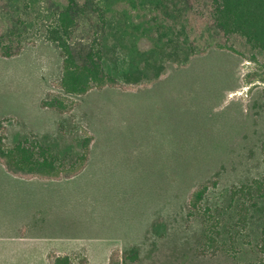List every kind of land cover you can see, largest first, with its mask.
Returning a JSON list of instances; mask_svg holds the SVG:
<instances>
[{"label":"rangeland","instance_id":"1","mask_svg":"<svg viewBox=\"0 0 264 264\" xmlns=\"http://www.w3.org/2000/svg\"><path fill=\"white\" fill-rule=\"evenodd\" d=\"M66 1L0 0V40L22 47L0 56V136L8 147L46 152L52 179L85 168L92 222L108 236L116 230L118 240H99L85 216L81 239L68 247L0 240V264H48L52 247L89 264H109L116 252L124 264H232L199 248L200 219L189 216L187 202L205 181L217 185L202 208L264 176V54L207 23L206 0H103L89 4L73 36L102 42L103 70L118 86L66 95L59 52L43 39ZM181 55L190 63L177 68ZM162 69L156 83L137 84ZM50 94L64 99L66 112L41 107ZM84 134L94 136L86 162ZM258 260L264 255L247 247L237 263Z\"/></svg>","mask_w":264,"mask_h":264},{"label":"trees","instance_id":"2","mask_svg":"<svg viewBox=\"0 0 264 264\" xmlns=\"http://www.w3.org/2000/svg\"><path fill=\"white\" fill-rule=\"evenodd\" d=\"M103 0H67L65 6L58 9L53 21L43 32V39L51 43L61 58V76L59 88L66 95L81 96L92 88L116 87V80L108 76L102 67L104 56L102 42L97 43L74 39V32L88 14L89 4L100 6ZM87 10V12H86ZM207 23L224 36H237L254 51L264 54V0H206L205 13ZM104 23V17L100 16ZM102 35H100L101 39ZM6 46L0 40V56L11 57L20 53L22 47L15 49ZM194 53V52H193ZM190 56L174 58L177 68L190 63ZM264 68V65L262 66ZM154 74V73H153ZM165 75V70L155 73L152 79L137 84L151 85ZM264 84V77L259 79ZM264 104V86L262 91ZM42 108L55 110L59 113L67 111L64 99L50 94L41 102ZM85 137V138H84ZM82 142V160L89 157L92 138L84 134ZM0 136V162L6 171L19 178H51L55 171L53 160L46 152L38 155L22 144L8 147L3 144ZM39 157V158H36ZM81 169L73 175L78 174ZM217 182L205 181L196 186L190 193L187 208L189 216L198 215L201 233L198 246L205 256L217 257L224 255L237 263L240 254L247 247L255 253L264 255V176L252 179L239 186H231L222 201L215 205L201 207L203 196L209 185ZM246 232L253 236L254 243L245 240ZM245 241V242H244ZM49 264H87L85 259L74 260L69 255L49 253ZM126 258L118 253L111 255L109 264H124ZM243 264V263H242ZM244 264H264L263 261Z\"/></svg>","mask_w":264,"mask_h":264},{"label":"crops","instance_id":"3","mask_svg":"<svg viewBox=\"0 0 264 264\" xmlns=\"http://www.w3.org/2000/svg\"><path fill=\"white\" fill-rule=\"evenodd\" d=\"M85 174L83 168L69 178H19L8 173L0 162V240L18 236L31 241H46L56 247H68L69 242L81 239L78 236L83 235L85 216H89L90 226L100 230L97 233L99 240H118L113 238L116 230L112 229L108 236L102 232L99 223L92 222L93 189L88 192L82 186ZM86 193L89 202L84 197ZM55 249L52 247L48 254L70 256Z\"/></svg>","mask_w":264,"mask_h":264}]
</instances>
